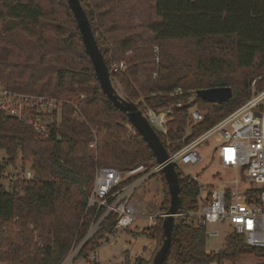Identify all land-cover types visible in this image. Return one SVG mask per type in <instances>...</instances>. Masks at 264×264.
<instances>
[{"label":"trees","instance_id":"trees-1","mask_svg":"<svg viewBox=\"0 0 264 264\" xmlns=\"http://www.w3.org/2000/svg\"><path fill=\"white\" fill-rule=\"evenodd\" d=\"M81 4L111 77L142 112L140 98L155 107L181 103L167 118L166 135H159L168 151L243 104L256 78L257 91L264 89V0H150L138 23L122 16L110 19L100 10V0ZM120 61L124 72H113L111 62ZM0 85L61 101L58 122L51 123L45 139L16 118L0 115L6 163L14 167L19 161L20 168L26 165L32 172L13 188L0 183V264H59L87 229L90 215L83 213L95 168L130 169L139 163H150V168L155 160L124 113L101 92L65 0H0ZM225 86L232 96L224 103L195 96L197 90ZM71 103L84 121L73 117ZM191 105L204 117L185 137ZM174 167L181 189L179 212L194 211L198 184ZM155 176L166 209L167 186L161 171L148 179ZM160 231L158 220L141 233L158 242ZM205 240L203 226L177 218L163 264H235L238 256L255 251L235 233H228L216 252H206ZM149 261L138 257L131 264Z\"/></svg>","mask_w":264,"mask_h":264},{"label":"built area","instance_id":"built-area-1","mask_svg":"<svg viewBox=\"0 0 264 264\" xmlns=\"http://www.w3.org/2000/svg\"><path fill=\"white\" fill-rule=\"evenodd\" d=\"M110 68L113 72H124L126 65L123 61L111 62ZM138 103L158 136L166 135L167 118L172 114L173 107L182 106L176 103L155 107L142 98ZM60 104L61 101L48 93L14 92L0 85L2 119L16 118L29 125L39 139L47 138L51 123H57ZM71 107L73 117L84 121L77 105L71 103ZM203 117L204 113L196 105L188 108L185 137L190 134V127L202 121ZM210 137H214L215 143L208 155H217L218 165L232 171V177L222 179L219 176L214 183H200L182 166H196L202 161L198 146ZM94 147V142H91L89 148ZM167 153V162L196 181L199 188L196 209L178 212L176 219L182 218L194 227L203 226L206 237L219 235L218 225L228 226L230 232L242 236L244 243L255 250L252 254L258 259L257 264H264V89L255 91L252 87L250 97L238 108L178 150H167ZM149 164L139 163L130 169L108 165L95 168L83 213L90 215L87 229L82 239L71 245L59 264H73L77 258L94 263V250L118 230H126L139 218H146L149 227L158 220L162 221L166 209L161 207L152 216H142V209L136 204L135 193L140 186L161 170L156 162L149 170ZM13 170L12 173H3L11 182L32 177L28 167ZM217 184L223 188L217 187ZM89 243L90 249L85 252L84 247Z\"/></svg>","mask_w":264,"mask_h":264},{"label":"rangeland","instance_id":"rangeland-1","mask_svg":"<svg viewBox=\"0 0 264 264\" xmlns=\"http://www.w3.org/2000/svg\"><path fill=\"white\" fill-rule=\"evenodd\" d=\"M148 2H150V0H100L101 5H103L100 10L104 12L106 11V16L110 19L122 16L138 23V20L147 14ZM60 19H65L62 11L60 13ZM258 79L259 78H256L251 82L250 95L252 87H254L255 91L257 90L254 82ZM115 84L120 87L117 83ZM214 143V137H210L198 146V150L203 159L196 166H182V168L188 170L190 174L195 175L200 183H214L219 179V176H221L222 179L232 177V171L224 169L218 165L217 155H208L209 150ZM23 167L26 168L27 166L25 165ZM153 167L154 164L149 170H152ZM12 168L15 170L20 168V162L18 161L14 167L10 166L6 163L5 152L0 150V170L2 173H12L14 171ZM0 183L6 189L13 188L15 185L14 182L9 181L5 176L0 179ZM216 186L223 188L220 184H217ZM135 199L137 206L142 209V216L154 215L157 210L162 207L164 200L160 178L155 176L146 180V182L142 184L139 190L135 193ZM149 226L146 218H139L126 230H118L114 235L108 238L107 242L102 243L94 250L95 263L131 264L138 257L144 260H151L153 253L158 247V242L157 240L141 233L143 229L149 228ZM216 228L220 232L219 235L206 237V252L218 251L224 244L226 235L232 233L226 225H218ZM88 260L77 258L73 264H93L92 260ZM257 262L258 259L250 253L238 256L235 264H257Z\"/></svg>","mask_w":264,"mask_h":264},{"label":"water","instance_id":"water-1","mask_svg":"<svg viewBox=\"0 0 264 264\" xmlns=\"http://www.w3.org/2000/svg\"><path fill=\"white\" fill-rule=\"evenodd\" d=\"M65 1L75 20L84 52L92 65L101 92L114 108L124 113L129 125L140 134L150 148L156 164L161 166L160 171L167 186L169 202L166 216L161 221L158 247L148 264H163L171 244L172 231L182 200L175 167L172 163L167 162V150L142 111L124 94L121 87H118L111 77L103 54L97 45L86 10L80 0ZM195 96L212 104H221L231 98L232 90L229 86L207 88L197 90Z\"/></svg>","mask_w":264,"mask_h":264}]
</instances>
